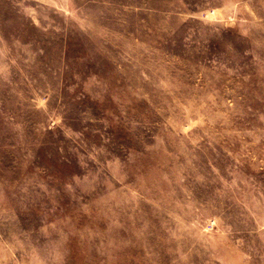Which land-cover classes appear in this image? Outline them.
Masks as SVG:
<instances>
[{"label": "rangeland", "instance_id": "obj_1", "mask_svg": "<svg viewBox=\"0 0 264 264\" xmlns=\"http://www.w3.org/2000/svg\"><path fill=\"white\" fill-rule=\"evenodd\" d=\"M0 264H264V0H0Z\"/></svg>", "mask_w": 264, "mask_h": 264}]
</instances>
